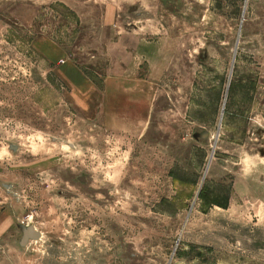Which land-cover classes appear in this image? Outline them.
<instances>
[{"label": "rangeland", "instance_id": "obj_1", "mask_svg": "<svg viewBox=\"0 0 264 264\" xmlns=\"http://www.w3.org/2000/svg\"><path fill=\"white\" fill-rule=\"evenodd\" d=\"M0 264H264V0H0Z\"/></svg>", "mask_w": 264, "mask_h": 264}, {"label": "crops", "instance_id": "obj_2", "mask_svg": "<svg viewBox=\"0 0 264 264\" xmlns=\"http://www.w3.org/2000/svg\"><path fill=\"white\" fill-rule=\"evenodd\" d=\"M63 67V66H62ZM61 70H62V68H61ZM108 82H110V81H108ZM106 85H107V81H106ZM107 88V87H106Z\"/></svg>", "mask_w": 264, "mask_h": 264}]
</instances>
